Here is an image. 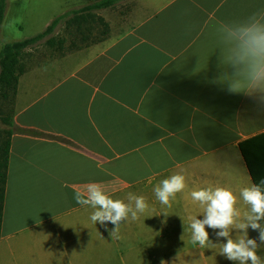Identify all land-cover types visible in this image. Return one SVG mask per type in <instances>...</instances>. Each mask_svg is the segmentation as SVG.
Masks as SVG:
<instances>
[{"label": "crops", "instance_id": "obj_1", "mask_svg": "<svg viewBox=\"0 0 264 264\" xmlns=\"http://www.w3.org/2000/svg\"><path fill=\"white\" fill-rule=\"evenodd\" d=\"M99 1L8 0L0 49ZM121 7L110 23L105 15ZM256 12L264 13V0H124L93 11L108 23V37L93 42L92 33L104 29L91 23L84 38L92 41L67 74L22 72L0 264H233L214 230L206 227L204 247L192 243L191 218L203 219V209L190 193L232 191L239 222L247 211L240 190L264 181V103L227 91L229 45L218 32ZM88 23L80 28L89 30ZM175 174L186 187L165 206L154 189ZM90 183L126 204L129 193L143 196L148 207L112 235L113 225H94L93 209L74 199ZM231 235L242 238L238 230ZM247 235L260 244L257 231ZM257 255L264 258V246Z\"/></svg>", "mask_w": 264, "mask_h": 264}, {"label": "clouds", "instance_id": "obj_2", "mask_svg": "<svg viewBox=\"0 0 264 264\" xmlns=\"http://www.w3.org/2000/svg\"><path fill=\"white\" fill-rule=\"evenodd\" d=\"M219 34L226 35L227 62L231 68V77L226 82L229 93H247L255 95L258 102L264 103V13L256 12L242 21L222 24ZM185 177L175 174L160 182L154 189L157 200L170 206V199L185 189ZM193 203L203 209V219L191 218V241L204 247L209 242L206 227L214 230L216 238H224L221 255L233 264H264V258L257 255L260 246H264V181L251 184L240 190L239 196L247 211L238 222L241 213L236 208L237 197L232 191L222 187H207L190 193ZM74 199L77 204L93 209L90 220L94 225L99 223L114 226L110 234L115 235L122 221L129 216L137 220L148 207L143 196L128 194V203L113 200L105 195L101 186L90 183L85 192L77 191ZM134 205V206H133ZM258 232L257 240L249 239L247 230ZM107 230V229H106ZM238 230L241 237L234 240L232 231ZM161 264H164L161 261Z\"/></svg>", "mask_w": 264, "mask_h": 264}, {"label": "trees", "instance_id": "obj_3", "mask_svg": "<svg viewBox=\"0 0 264 264\" xmlns=\"http://www.w3.org/2000/svg\"><path fill=\"white\" fill-rule=\"evenodd\" d=\"M124 0H101L91 5L85 6L81 9L68 11L56 19H54L43 31L40 33L24 39L22 41L3 44L0 49V96L7 99L9 95L14 96L17 90V84L19 76L22 74L20 65L21 55L24 50L39 43L41 40L52 35L56 27L64 22L68 28L74 27L76 34L81 35V40L85 37V33L88 35L91 31V23L99 24L104 30L100 31L99 37L96 36L93 42H103L108 37L109 26L108 23L101 17L93 14V11H100L110 7H114L116 4ZM8 7V0H0V28L3 23L6 11ZM89 20V30H83L80 27L85 25ZM46 43L53 44L52 37L46 40ZM60 44H64L63 40L59 41ZM6 130L0 132V221L4 200V187L6 181V171L8 163V152L10 146V137L12 136V120L8 117L4 119ZM10 122V123H9Z\"/></svg>", "mask_w": 264, "mask_h": 264}, {"label": "rangeland", "instance_id": "obj_4", "mask_svg": "<svg viewBox=\"0 0 264 264\" xmlns=\"http://www.w3.org/2000/svg\"><path fill=\"white\" fill-rule=\"evenodd\" d=\"M147 1L153 6L157 5V0ZM122 10L123 8L121 7L114 14H106V19L110 23H113L119 17L120 13H122ZM75 34L74 27L68 28L65 23L59 24L52 35L49 36L52 37L53 44L46 43V40L49 38L47 37L24 50L20 60L22 72H29L34 68H42L44 71H56L60 73L58 75L67 74L71 65L76 62L78 53L86 48V44L92 41V38L87 37L81 40V35L74 37ZM92 35L96 37L97 34L92 33ZM60 40H63L64 44H60ZM16 97L17 90L14 96L9 95L7 99L1 98L0 96V132L8 128L4 119L8 117V120H12L15 112Z\"/></svg>", "mask_w": 264, "mask_h": 264}]
</instances>
